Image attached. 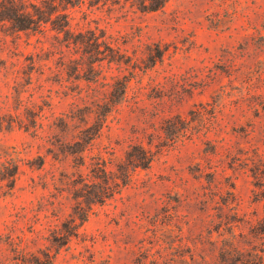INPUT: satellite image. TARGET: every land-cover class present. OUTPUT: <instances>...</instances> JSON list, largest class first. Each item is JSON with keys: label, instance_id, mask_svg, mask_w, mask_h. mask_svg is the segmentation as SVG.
Instances as JSON below:
<instances>
[{"label": "rangeland", "instance_id": "obj_1", "mask_svg": "<svg viewBox=\"0 0 264 264\" xmlns=\"http://www.w3.org/2000/svg\"><path fill=\"white\" fill-rule=\"evenodd\" d=\"M135 2L56 7L99 68L0 19V264H264V0Z\"/></svg>", "mask_w": 264, "mask_h": 264}, {"label": "trees", "instance_id": "obj_2", "mask_svg": "<svg viewBox=\"0 0 264 264\" xmlns=\"http://www.w3.org/2000/svg\"><path fill=\"white\" fill-rule=\"evenodd\" d=\"M100 0H88V2H94ZM108 1V0H103ZM111 2H116L120 0H110ZM64 2L65 4L75 5L84 3L85 0H41L39 4H31V11L25 6L16 0H0V19H5L9 21L16 29L18 30H35V29H42L39 28L44 26L46 23L50 25V29L56 31L57 33L62 32L63 38L62 41L64 42V46H69L72 44L77 50H80V60L76 63L75 67H82V68H99L100 62L106 60L107 65H110L112 62H119L120 59H117L120 52L117 48L110 46L107 42L102 41L104 44L103 50L96 47L94 48V52L92 53L91 50H87L85 46L89 45V42L92 37L86 41V36L82 34V32L74 33L70 29L69 24V16L67 13H63L61 10L59 11L56 7L59 6L60 3ZM167 0H136L135 5L139 10L142 12L147 11H154L159 8H162L164 4H166ZM132 5V3H131ZM102 32V30H101ZM92 36L95 37V31L91 32ZM102 36H105V33L102 32ZM111 38V36H107V38ZM97 61V62H96ZM96 62V63H95ZM96 64V65H95ZM97 66V67H96ZM109 67V66H108ZM99 78V74L95 75V79ZM114 81L111 83V89L109 90L108 95V102H112L118 98H122L126 92L127 87V80L121 77L111 76ZM101 82V81H100ZM101 84H107L104 81ZM106 100V101H107ZM107 102V103H108ZM101 109L95 113L98 119V124L94 127L89 134L84 136L86 139H93L99 131V128L102 121L105 120V113L104 104L102 105ZM102 108H104L102 110ZM103 116V118H102ZM100 124V125H99ZM87 130V129H86ZM86 141L82 136H79V139H76L74 143L81 144L85 143ZM89 142V141H88ZM87 142V143H88ZM85 149H82L83 152ZM83 157V156H82ZM84 158V157H83ZM138 165L145 167L148 165L151 157L146 153H141L138 157ZM103 162V166L100 167L99 161H96L95 168L93 169V177H97L100 181L106 178V169L104 167L105 162ZM83 163V160L81 164ZM15 170V168H14ZM14 171L10 174L13 175ZM93 179V178H92ZM92 183H95L94 181ZM107 181H105V185H107ZM108 188V187H107ZM95 194V200L98 202L103 201L105 197L108 196V191H97L93 192Z\"/></svg>", "mask_w": 264, "mask_h": 264}]
</instances>
